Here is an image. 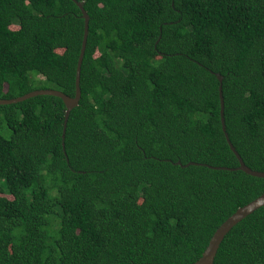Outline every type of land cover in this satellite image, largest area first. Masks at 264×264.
I'll list each match as a JSON object with an SVG mask.
<instances>
[{
	"label": "trees",
	"instance_id": "1",
	"mask_svg": "<svg viewBox=\"0 0 264 264\" xmlns=\"http://www.w3.org/2000/svg\"><path fill=\"white\" fill-rule=\"evenodd\" d=\"M81 99L0 105V264H193L264 193V0H77ZM73 0H0V99L76 92ZM180 162V164L178 163ZM191 162L199 164H190ZM219 167V169L217 168ZM214 264H264V206Z\"/></svg>",
	"mask_w": 264,
	"mask_h": 264
},
{
	"label": "water",
	"instance_id": "2",
	"mask_svg": "<svg viewBox=\"0 0 264 264\" xmlns=\"http://www.w3.org/2000/svg\"><path fill=\"white\" fill-rule=\"evenodd\" d=\"M77 3L79 6L83 18L85 20V26H84V36H83V41H82V47L80 51V55L78 58V63H77V70H76V92L74 96H69L66 93L57 90V89H38L31 91L24 96L13 98V99H0V105H6V104H14L18 103L21 101H25L29 98L36 97L39 95H50V96H56L61 98L66 106V111H65V121H64V131H63V139L65 138V130L68 122L69 115L71 111L79 105L80 99H81V87H80V79H81V67L85 55V50L87 46V39L89 35V20L90 17L87 13V11L84 8V3L83 2H78L77 0H73ZM217 78L219 79L220 82V101H221V121H222V127L223 131L225 133L227 142L230 146V149L234 152V154L237 156L240 165L235 168V169H229V168H223L222 169H227V170H241L245 172L248 175L255 176V177H260L264 178V172L256 171L251 168H249L245 162L243 161V158L240 156V154L237 152L236 148L234 147L233 143L231 142L229 135L226 130V123H225V117H224V97H223V91H222V81H223V76L221 74H216ZM180 164V162H178ZM190 164H199L195 162H191ZM217 168V167H216ZM219 169V167L217 168ZM264 206V193L253 200L252 202L248 203L247 205L239 208L231 217H229L215 232L213 235L212 239L210 240V243L206 250L204 251L202 257L196 261L193 264H214L215 263V258L218 253V250L220 248L221 243L223 242L224 238L226 235L232 230L234 226H236L239 222H241L243 219H245L247 216L252 214L254 211L259 209L260 207ZM145 264H159V263H145Z\"/></svg>",
	"mask_w": 264,
	"mask_h": 264
}]
</instances>
